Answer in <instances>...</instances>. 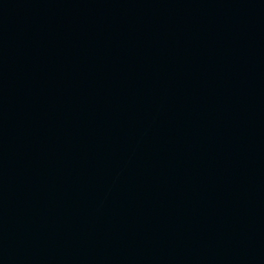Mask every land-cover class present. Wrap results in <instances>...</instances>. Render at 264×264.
<instances>
[{
    "label": "water",
    "instance_id": "1",
    "mask_svg": "<svg viewBox=\"0 0 264 264\" xmlns=\"http://www.w3.org/2000/svg\"><path fill=\"white\" fill-rule=\"evenodd\" d=\"M0 264H264V0H0Z\"/></svg>",
    "mask_w": 264,
    "mask_h": 264
}]
</instances>
